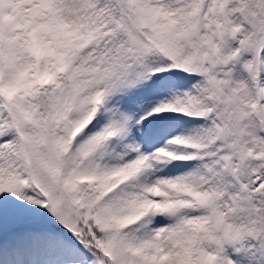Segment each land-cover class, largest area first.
<instances>
[{"label":"snow or ice","instance_id":"snow-or-ice-1","mask_svg":"<svg viewBox=\"0 0 264 264\" xmlns=\"http://www.w3.org/2000/svg\"><path fill=\"white\" fill-rule=\"evenodd\" d=\"M0 264H264V0H0Z\"/></svg>","mask_w":264,"mask_h":264}]
</instances>
